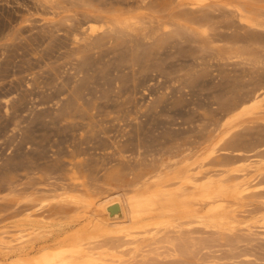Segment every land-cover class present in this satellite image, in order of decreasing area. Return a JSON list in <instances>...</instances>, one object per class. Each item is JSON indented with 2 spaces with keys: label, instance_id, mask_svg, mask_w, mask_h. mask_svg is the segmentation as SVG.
<instances>
[{
  "label": "rangeland",
  "instance_id": "obj_1",
  "mask_svg": "<svg viewBox=\"0 0 264 264\" xmlns=\"http://www.w3.org/2000/svg\"><path fill=\"white\" fill-rule=\"evenodd\" d=\"M227 2L264 25V0ZM118 15L141 28L111 32L106 18ZM158 21L167 33L156 32ZM256 94L264 97V28L224 3L191 10L172 0H0V232L15 238L28 214L75 220L34 252L54 248L97 217L91 204L112 192L127 203L138 192L130 180H148L139 192L154 191L150 178L197 167L211 145L215 157H229L211 174L225 185L247 176L252 187L228 204L241 225H214L212 203L193 201L185 215L194 217L147 216L133 239L112 246L99 238L89 252L115 264H264V122L261 110L243 112ZM117 175L122 183L107 181ZM79 189L76 210L62 194ZM60 205L65 214L50 216Z\"/></svg>",
  "mask_w": 264,
  "mask_h": 264
},
{
  "label": "bare ground",
  "instance_id": "obj_2",
  "mask_svg": "<svg viewBox=\"0 0 264 264\" xmlns=\"http://www.w3.org/2000/svg\"><path fill=\"white\" fill-rule=\"evenodd\" d=\"M172 2L176 3L177 8L186 6L190 7L191 10L205 7L210 3H224L226 7L235 8V13L248 23L249 27L256 28L257 31L260 28H264L262 23L257 24L246 16L244 17L243 11L239 7L232 6L227 0H172ZM96 17L94 16V18ZM157 18L159 17L157 16ZM155 20L157 21V19ZM106 21L108 29L111 32L116 29L121 31H136L142 25L137 18L126 17L124 15L106 18ZM89 30L94 32L93 28H89ZM152 31L155 30L152 29ZM157 31L167 33L168 27L164 22L158 21ZM145 34L147 33L145 32ZM258 98L259 96L256 94L255 100H258ZM263 101L264 97L244 109L243 112L256 116L258 114L256 111L261 110L258 119L264 122ZM230 131L231 129L223 131L218 144L228 138ZM209 147L206 148L197 167L192 168L193 163L190 165L185 164L173 171H162L156 177L150 178L154 179L153 182L158 185L154 191L144 190L143 192H139L143 190L148 180H143V185L140 186H138V181L133 182L130 180L128 184L133 188L137 187L138 192L132 195L127 203L119 199L120 193L112 192L114 194L113 198L106 200L102 204H91L90 206L94 208L92 216L97 217L89 220L84 226L74 231L64 233V237L54 248L44 249L37 253L34 252L43 244L42 241L49 238L54 231H64L75 220L69 219L56 223L53 221L45 222L37 220L33 217L34 214H28L26 218L14 225L19 230V234L15 238L6 239L3 235L8 232L4 230L0 232V264H115L107 263V260L102 257L103 255H94L89 252L93 249L88 247L93 244V240L99 241V238L109 236L111 237L110 244L112 246H119L118 244L126 243L128 240L134 238L130 230L135 228L136 224L143 223V219L147 216H179L182 219L194 217L185 215L192 213L191 206L193 201L212 203L208 212L214 214L211 216L213 224H227L230 226L228 231L234 230L236 226L241 225L243 222L238 211L236 209H229L228 204L233 200L243 198L242 192L248 193L252 187L247 183V176L241 175V177L237 178L239 180L237 183L225 185L224 180L219 175L211 174L213 172L211 170L218 163H225L229 157L226 155L215 157L214 148ZM118 176H112L107 181L111 182V180H114L116 182L121 181L122 183L123 181ZM172 183H176L175 189H171ZM67 189L68 186L61 185L60 189L57 190L66 191ZM117 190L122 191L121 188ZM62 196H67L76 210H78V207L84 201L82 190L80 189L64 193ZM27 205L21 206L19 204L17 210H21ZM67 210L65 206L60 205L47 212L50 216H62ZM215 211H217V214H215ZM86 214L81 215V213H77L74 216H85ZM246 231L249 235L256 233L252 229H247ZM261 231L262 234L260 235L264 237V226L261 228ZM153 235L154 233L148 234L147 237H153Z\"/></svg>",
  "mask_w": 264,
  "mask_h": 264
}]
</instances>
